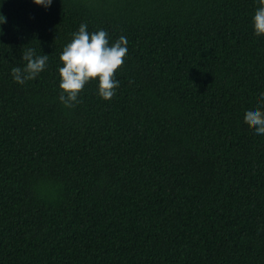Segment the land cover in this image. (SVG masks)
Instances as JSON below:
<instances>
[{
    "label": "trees",
    "instance_id": "obj_1",
    "mask_svg": "<svg viewBox=\"0 0 264 264\" xmlns=\"http://www.w3.org/2000/svg\"><path fill=\"white\" fill-rule=\"evenodd\" d=\"M257 0H0V264H264ZM81 23L128 40L103 101L59 100ZM49 55L13 81L23 53Z\"/></svg>",
    "mask_w": 264,
    "mask_h": 264
},
{
    "label": "clouds",
    "instance_id": "obj_2",
    "mask_svg": "<svg viewBox=\"0 0 264 264\" xmlns=\"http://www.w3.org/2000/svg\"><path fill=\"white\" fill-rule=\"evenodd\" d=\"M32 3L47 9L52 0H32ZM3 23H6V18L0 14V24ZM252 26L255 36H264V0H257ZM87 27L85 23L80 24L59 57L62 64L58 71L59 100L65 108H73L80 102L79 94L90 82H97V94L103 101H110L119 87L114 76L127 55V38L120 36L110 44L105 30L90 33ZM48 59L49 55H36L35 49L28 48L22 56L25 65L11 69L13 81L22 85L36 79L46 69ZM244 123L255 135H264V93L259 94L255 109L246 111Z\"/></svg>",
    "mask_w": 264,
    "mask_h": 264
}]
</instances>
